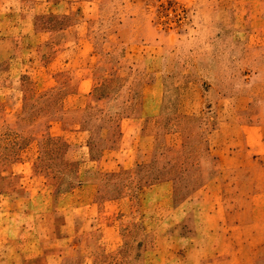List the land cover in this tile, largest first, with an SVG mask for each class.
Segmentation results:
<instances>
[{
  "label": "rangeland",
  "instance_id": "obj_1",
  "mask_svg": "<svg viewBox=\"0 0 264 264\" xmlns=\"http://www.w3.org/2000/svg\"><path fill=\"white\" fill-rule=\"evenodd\" d=\"M0 264H264V0H0Z\"/></svg>",
  "mask_w": 264,
  "mask_h": 264
}]
</instances>
